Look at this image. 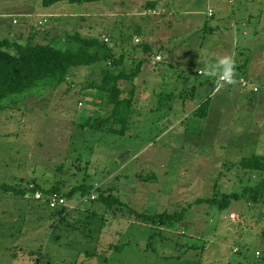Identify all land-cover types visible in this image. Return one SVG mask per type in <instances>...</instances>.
Segmentation results:
<instances>
[{"label":"rangeland","instance_id":"rangeland-1","mask_svg":"<svg viewBox=\"0 0 264 264\" xmlns=\"http://www.w3.org/2000/svg\"><path fill=\"white\" fill-rule=\"evenodd\" d=\"M241 2L248 3L105 0L44 8L41 0H0V41L63 49L64 38L78 33L104 41L123 57L126 72L145 61L133 82L120 84L123 97L133 98L134 115L142 112L124 135L82 128L111 112L89 87L100 80L104 63L73 67L56 87L40 83L2 101L0 185L60 183L65 191L84 180L96 189L95 200H78L64 223L43 202L0 193V264H264V193L225 210L193 204L240 194L264 179V173L236 165L242 158L264 156L261 94L259 101L223 86L209 96L203 88L208 76L193 73L236 58L242 46L239 25L234 30L232 20L226 21L212 35L198 22L215 21L216 15L205 18L207 7L231 14ZM252 2L256 8L264 5V0ZM188 19L197 25L184 27ZM145 44L152 55L143 53ZM263 53L253 46L248 56L257 62ZM156 56L161 61L151 65ZM206 101L200 116L196 112ZM99 194L120 204L107 205ZM183 208L181 221L163 230L130 213Z\"/></svg>","mask_w":264,"mask_h":264},{"label":"trees","instance_id":"trees-1","mask_svg":"<svg viewBox=\"0 0 264 264\" xmlns=\"http://www.w3.org/2000/svg\"><path fill=\"white\" fill-rule=\"evenodd\" d=\"M102 1L105 0H41V6L49 8L58 3L73 5L100 3ZM150 6L153 7L154 4ZM63 41V49L55 48L51 44L21 45L6 39L0 41V111L5 108L2 101L11 96L24 94L40 83L56 87L65 82L69 70L73 67L83 68L104 63L105 66L100 70V80L92 82L89 87L97 91L101 101L106 106L111 107V112L102 120H94L93 123L91 120L85 121L82 123V128L83 131H106L116 135H124L129 129V122L135 110H132L133 98L131 96L123 97L124 92L120 84L122 82H133L140 74L141 65L145 61L139 62L131 72H126L122 68L123 57H116L104 41L85 37L78 33L67 35ZM142 51L146 56L154 53L153 48L147 44L143 45ZM160 52L158 51V53ZM235 76L240 77L236 74ZM207 105L208 102L206 101L204 105L198 108L196 113L203 116L206 113L205 108ZM236 165L243 170L264 173V156L253 155L242 158ZM95 189L93 184H86L84 180L65 191L61 190L60 183H56L50 188H44L36 182L31 185H0V193L5 196L18 197L36 203L38 201L27 199L26 195H32L38 191L45 199L48 196L62 197L69 206H74L78 200L91 196ZM263 193L264 179L256 186L245 187L240 194H223L222 200H218L216 197L197 199L193 204H208L218 207L219 210H225L232 202L240 201L247 196L257 200V197ZM99 200L107 205L120 204L119 200L111 195L103 196L99 194ZM186 210V208H183L179 212H162L155 215L139 214L134 210H131L130 213L135 215V218L141 223H147L155 229L163 230L171 224L181 221ZM67 211L68 215H66ZM69 211L72 210L60 208L51 210L50 214L58 216L59 221L64 223L63 221H66L64 218L70 217ZM59 221L58 223H60Z\"/></svg>","mask_w":264,"mask_h":264},{"label":"crops","instance_id":"crops-1","mask_svg":"<svg viewBox=\"0 0 264 264\" xmlns=\"http://www.w3.org/2000/svg\"><path fill=\"white\" fill-rule=\"evenodd\" d=\"M248 3L241 2V4L236 7L235 10L228 14V12H225L221 9V11L218 13L216 9L215 11V21L212 24H208L207 21L198 22V24L203 25L201 28L202 31L209 33V34H215L216 32H220L222 30V25L224 22H230V25H233V29L235 30L236 26L239 25V35L241 36V42L242 46L240 47V52L236 56L235 59H238L237 62H234V71L237 76H244L250 80H253V82H256L258 84L264 85V56L262 57V61L259 60L257 62H254L248 54L251 52V48L253 46L258 47L261 51H264V5H262L261 8H256L252 4L249 3L251 0H246ZM205 18L211 19L206 16L205 12ZM213 17V18H214ZM237 17V19H236ZM183 26H188V28L194 27L197 25V21L194 19H188L186 21H183ZM231 27V26H229ZM236 30H238L236 28ZM238 35V34H237ZM238 37V36H237ZM213 49L216 47L214 42ZM264 55V53H263ZM234 59V60H235ZM151 63V62H150ZM159 63V62H158ZM165 63V62H164ZM157 64V63H156ZM155 64V65H156ZM201 71L203 74L200 76H203L205 73L202 69H199L197 71H194L193 73L198 75L197 73ZM160 77V76H159ZM216 77H207V80L204 81L203 88H205V91L209 92V96H214L217 92H214V88L212 87V82H214V79ZM226 88V87H225ZM147 89V88H146ZM145 89H143L144 91ZM226 90L230 93H236L237 91L246 96V97H253L249 96L248 94L244 93L243 91L239 90L236 86L233 87H227ZM260 98L262 101H264V92L260 93ZM259 96L257 94L255 100L258 99ZM259 100V101H261ZM208 101L210 102L209 98ZM139 113L137 116L134 115L131 117L132 122L137 123L136 120H140L142 118V112L141 110H137ZM224 112L222 107V113ZM137 114V113H136ZM137 117V118H136ZM130 120V122H131ZM130 126V125H129ZM70 214V212H69ZM74 217V213H71ZM72 218V217H70Z\"/></svg>","mask_w":264,"mask_h":264},{"label":"built area","instance_id":"built-area-1","mask_svg":"<svg viewBox=\"0 0 264 264\" xmlns=\"http://www.w3.org/2000/svg\"><path fill=\"white\" fill-rule=\"evenodd\" d=\"M228 1V4H231L233 5L236 0H227ZM215 15V11L214 9L210 8V7H207V11H206V16L208 18H213ZM136 43L139 42L138 39L135 40ZM161 61V58L159 56H156L152 61H151V65H155L156 63L160 62ZM198 75H202L203 73L201 71H199L197 73ZM235 81L236 83L234 84H228V83H225L222 79V77L220 76H217L216 78V86L214 87V91H217L219 88H220V83H223L224 86H227V87H232V86H237L239 89H241L243 92L247 93V94H251V95H256V94H259L261 92H264V85H261V84H258L256 82H253L252 80L250 79H247V78H244V77H238V78H235ZM32 187V186H30ZM26 198L27 199H34L38 202H43L47 205V207L50 209V210H54V209H60V208H67L69 210H73L75 209L76 207L75 206H69L67 205L66 201L64 200V198L62 197H58V196H48L46 199L43 197V195L40 193V192H35L33 193L32 195L30 194H27L26 195ZM89 200H95V196L93 194H91V196L85 198V199H81L80 202H88ZM234 215L231 214V218L234 219Z\"/></svg>","mask_w":264,"mask_h":264},{"label":"clouds","instance_id":"clouds-1","mask_svg":"<svg viewBox=\"0 0 264 264\" xmlns=\"http://www.w3.org/2000/svg\"><path fill=\"white\" fill-rule=\"evenodd\" d=\"M221 69H223L222 72L220 71ZM205 75L209 77L220 76L222 77L223 81L228 84L236 83L234 79L235 76L234 60L231 58H223L219 60L216 64H209L205 72ZM219 86L223 87L224 84L220 83Z\"/></svg>","mask_w":264,"mask_h":264}]
</instances>
